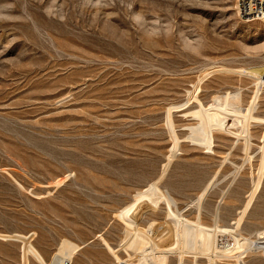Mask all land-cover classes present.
<instances>
[{"label": "rangeland", "instance_id": "obj_1", "mask_svg": "<svg viewBox=\"0 0 264 264\" xmlns=\"http://www.w3.org/2000/svg\"><path fill=\"white\" fill-rule=\"evenodd\" d=\"M237 5L0 0V264H210L214 226L245 241L215 264H264V22ZM239 90L242 133L205 128Z\"/></svg>", "mask_w": 264, "mask_h": 264}, {"label": "bare ground", "instance_id": "obj_2", "mask_svg": "<svg viewBox=\"0 0 264 264\" xmlns=\"http://www.w3.org/2000/svg\"><path fill=\"white\" fill-rule=\"evenodd\" d=\"M256 20H262V22H264V19H256ZM263 48H264V44H263ZM256 70H249V71L253 72L254 75H256L257 73L260 72V70H257V71ZM256 82H258L259 85H263L264 84L261 81L260 77H257V81ZM240 95L241 94H240V90H239V92H233V93L230 92L228 94L225 93V95H220L219 94L216 97H214V101L212 102L210 108L209 109H205L203 112H201L202 113L203 125L206 126L205 128H211V129H214V130H229L230 128L234 127L235 129H238L239 134H240L242 129L245 127V123H244V121H242L243 118L241 116L243 108H242V106L240 104V101H239L240 100ZM251 109H252V107H250L249 110H251ZM245 120H246V118H245ZM248 148H249V146L246 145L245 149H248ZM240 167L241 166H239V168ZM205 192H206V189L203 190V193L200 195V198L205 194ZM196 225L197 226H195L196 227L195 230L196 231L198 230L197 233H199V236H200V235L203 234V232H204L203 229L204 228L202 229L200 221H199V223L196 222ZM216 225H217V223H216ZM208 230H209L208 236H209V239H211V248H212V249H210L211 251L210 250L208 251V257L210 259V264H215L217 259L219 258L218 252L216 253L213 250V248H214L213 246L216 247L218 244H221L222 246H225V248H226V247H229V246L233 247V246H235L237 244H241L242 242L245 243L244 236H241L240 233H236V232L234 233L231 230H223V235H222L223 239H222V242L220 243L218 241V232L221 233L222 230L220 231L217 228V226H214L212 229H208ZM229 234L232 237H231V239L228 240V239H226L227 237L225 238V236L229 235ZM128 235L133 237L134 240L135 239H136V241L138 240L139 242L143 241L145 239L149 240L151 238L150 234L148 232L140 233V232H132V231L128 230ZM256 238H257L256 240L252 241V243H254L253 244V247H254L253 250L261 251L264 254V229L258 230L256 232ZM198 240H200V239L198 238ZM198 240H197V242H198ZM128 244H130V242ZM165 246H166V244H165ZM220 246H219L218 250H220V251L223 250L224 251V249H221ZM139 247H141V246H139ZM163 247H164V245H163ZM205 247H208V245H206ZM209 248L210 247H208L207 249H209ZM216 248H215V250H216ZM138 250H139L138 252H140L139 253V258H140L139 262L141 261L140 262L141 264H150V262L148 263V261L150 259H154L155 257H157L156 256V251H155L156 249H152L151 251H147V250L145 251V249H138ZM160 262H161V260H160Z\"/></svg>", "mask_w": 264, "mask_h": 264}, {"label": "built area", "instance_id": "obj_3", "mask_svg": "<svg viewBox=\"0 0 264 264\" xmlns=\"http://www.w3.org/2000/svg\"><path fill=\"white\" fill-rule=\"evenodd\" d=\"M238 13L246 19H264V0H238Z\"/></svg>", "mask_w": 264, "mask_h": 264}]
</instances>
